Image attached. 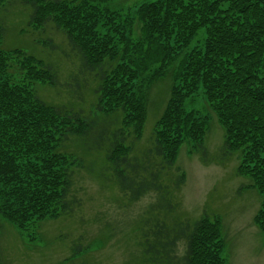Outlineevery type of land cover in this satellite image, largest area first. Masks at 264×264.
I'll use <instances>...</instances> for the list:
<instances>
[{
    "label": "trees",
    "instance_id": "obj_1",
    "mask_svg": "<svg viewBox=\"0 0 264 264\" xmlns=\"http://www.w3.org/2000/svg\"><path fill=\"white\" fill-rule=\"evenodd\" d=\"M8 1L0 0V10ZM19 1L32 10V28L51 22L64 31L80 68L93 73L96 99L89 118L38 97L34 84L56 86V70L22 48H4L0 17L3 218L25 230L72 211L73 167L83 165V158L62 149L72 136L85 144L91 136L89 146L102 151L104 165L130 199L161 188L158 171H149L132 151L142 135L151 87L170 73L168 98L148 150L170 166L183 137L202 143L206 121L184 106L201 86L224 128V151L241 153L238 172L248 175L263 196L254 222L264 232V0H145L136 9V38L133 19L115 12L117 20L109 16L110 27L98 29L104 10L100 0ZM200 28L206 31L203 48L182 54ZM182 180L183 174L178 182ZM155 226L140 242L141 252L153 263L161 264L183 235L186 250L177 264H228L221 255L218 218L203 216L190 231Z\"/></svg>",
    "mask_w": 264,
    "mask_h": 264
},
{
    "label": "rangeland",
    "instance_id": "obj_2",
    "mask_svg": "<svg viewBox=\"0 0 264 264\" xmlns=\"http://www.w3.org/2000/svg\"><path fill=\"white\" fill-rule=\"evenodd\" d=\"M143 1L100 0L104 10L98 29L107 30L110 25L106 21L109 16L117 20V13L133 19L136 38L140 31L136 9ZM31 13L30 6L19 0H9L0 10L3 47L22 48L56 70V86L34 84L38 97L91 118L97 84L93 73L80 68L79 56L63 30L51 22L38 30L29 26ZM205 37V28H200L182 48V54L194 47L203 48ZM170 42L177 47L175 38ZM170 84L168 73L151 87L142 135L132 151V157H138L149 171H158L161 188L130 199L104 165L102 151L89 146L91 136L86 144L72 136L62 149L83 158L82 166L73 167L71 197L76 203L72 211L31 223L25 230L0 215L1 264H156L140 246L144 236L151 234L150 229L157 230L155 223L162 231L180 227L190 231L203 216L219 219L221 255L228 264H264V232L254 222L263 196L248 175L238 172L241 153L224 151V128L201 86L186 98L184 106L206 121L202 143L183 137L170 166L148 150L154 145L155 123L164 109ZM141 174L145 175L144 171ZM181 174L183 180L178 182ZM185 250L182 235L161 264L181 262Z\"/></svg>",
    "mask_w": 264,
    "mask_h": 264
}]
</instances>
